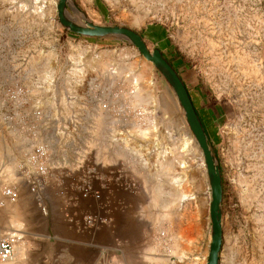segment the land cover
I'll return each mask as SVG.
<instances>
[{
  "label": "rangeland",
  "instance_id": "obj_1",
  "mask_svg": "<svg viewBox=\"0 0 264 264\" xmlns=\"http://www.w3.org/2000/svg\"><path fill=\"white\" fill-rule=\"evenodd\" d=\"M75 1L94 24L127 26L149 50L179 53L172 63L216 136L218 264H264V0ZM55 2L0 0V187L23 180L33 145L46 149L47 166L116 159L139 195L134 212L162 214L157 246L173 254V236L199 233L207 254L205 169L173 94L134 46L64 31Z\"/></svg>",
  "mask_w": 264,
  "mask_h": 264
},
{
  "label": "crops",
  "instance_id": "obj_2",
  "mask_svg": "<svg viewBox=\"0 0 264 264\" xmlns=\"http://www.w3.org/2000/svg\"><path fill=\"white\" fill-rule=\"evenodd\" d=\"M116 162H102L96 155L82 164L55 160L42 183L15 181L14 199L0 195V236L16 237L10 257L0 264H169L172 257L183 264H205L199 233L173 236V254L157 246L162 214L134 212V201L138 206L141 201L127 189L132 175ZM83 184L98 197L81 196Z\"/></svg>",
  "mask_w": 264,
  "mask_h": 264
},
{
  "label": "water",
  "instance_id": "obj_3",
  "mask_svg": "<svg viewBox=\"0 0 264 264\" xmlns=\"http://www.w3.org/2000/svg\"><path fill=\"white\" fill-rule=\"evenodd\" d=\"M55 17L60 27L72 34L90 38H112L134 46L144 59L151 62L173 94L184 122L200 150L209 189V243L205 264H218L222 245V183L218 159L207 140L180 75L157 47L149 50L142 36L135 30L118 24H94L75 0H56Z\"/></svg>",
  "mask_w": 264,
  "mask_h": 264
},
{
  "label": "built area",
  "instance_id": "obj_4",
  "mask_svg": "<svg viewBox=\"0 0 264 264\" xmlns=\"http://www.w3.org/2000/svg\"><path fill=\"white\" fill-rule=\"evenodd\" d=\"M47 157V151L43 146L33 145L31 147L26 157V166H21V174L25 183L35 185L36 183H42L45 180L49 173L48 166L46 165ZM0 195L2 197L14 199L16 197L15 184L12 183L8 186H1ZM80 195L83 197L90 195L97 198L98 192L93 190L89 185L83 184L80 187ZM158 236L162 237L163 232H159ZM15 238L16 237L13 234L0 236V262H3L10 257L11 246Z\"/></svg>",
  "mask_w": 264,
  "mask_h": 264
},
{
  "label": "trees",
  "instance_id": "obj_5",
  "mask_svg": "<svg viewBox=\"0 0 264 264\" xmlns=\"http://www.w3.org/2000/svg\"><path fill=\"white\" fill-rule=\"evenodd\" d=\"M65 31V30H64ZM72 34V33H71ZM140 34V33H139ZM141 35V34H140ZM142 36V35H141ZM151 36L153 37V38H158V34L156 33V32H152L151 33ZM86 39H99V38H90V37H85ZM157 48L161 51V53H162V55L167 59V61L173 66V68L177 71V69L175 68V66H174V64L172 63V60H171V58H179V53L178 52H174L171 56L170 55H168V56H166L163 52H162V50H161V48L160 47H158L157 46ZM177 73H178V71H177ZM187 90V89H186ZM187 93H188V95H189V92H188V90H187ZM190 97V96H189ZM194 107V106H193ZM197 108V107H196ZM202 110H203V113H200V108L198 109L197 108V110H198V112L195 110V108H194V110H195V112H196V114H197V116H198V118H199V120H200V122H201V125H202V127H203V123L204 124H209L208 122H209V119H210V116H209V114L207 113V112H204V108L202 107L201 108ZM203 130H204V132H205V134H206V131H205V129H204V127H203ZM206 136H207V134H206ZM207 140H208V142L211 144V146H212V149H213V151H214V153H215V148H214V143H215V141H216V136H215V134L212 132V137H211V139H209L208 138V136H207ZM219 170H220V172H221V168H220V165H219ZM221 183H222V199H221V205H222V202H223V199L225 198L224 197V182H223V179L221 178Z\"/></svg>",
  "mask_w": 264,
  "mask_h": 264
},
{
  "label": "bare ground",
  "instance_id": "obj_6",
  "mask_svg": "<svg viewBox=\"0 0 264 264\" xmlns=\"http://www.w3.org/2000/svg\"><path fill=\"white\" fill-rule=\"evenodd\" d=\"M32 2V1H31ZM100 70H101V72L100 73H102V71H105V69H106V65L104 64V63H102V64H100ZM161 164V166L163 167L162 169H163V172H162V174H164L166 177L168 176L169 178H172L171 180H173L176 176H173L172 174H170V169H168V164L167 163H164V162H161L160 163ZM161 169V170H162ZM161 174V175H162ZM167 177V178H168ZM176 179V178H175ZM179 196V195H178ZM176 198H177V196H176ZM155 203V202H154Z\"/></svg>",
  "mask_w": 264,
  "mask_h": 264
}]
</instances>
